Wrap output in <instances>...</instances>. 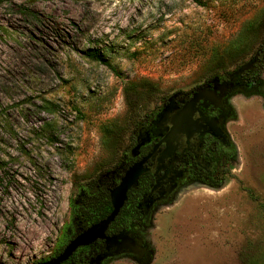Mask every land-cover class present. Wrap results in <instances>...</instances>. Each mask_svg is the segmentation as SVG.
Segmentation results:
<instances>
[{
  "label": "rangeland",
  "instance_id": "374dc122",
  "mask_svg": "<svg viewBox=\"0 0 264 264\" xmlns=\"http://www.w3.org/2000/svg\"><path fill=\"white\" fill-rule=\"evenodd\" d=\"M263 16L264 0H0V264L48 257L70 199L127 134L220 79L232 81L217 107L230 175L187 180L101 264H264ZM135 114L147 124L131 128Z\"/></svg>",
  "mask_w": 264,
  "mask_h": 264
},
{
  "label": "flooded vegetation",
  "instance_id": "af4514ba",
  "mask_svg": "<svg viewBox=\"0 0 264 264\" xmlns=\"http://www.w3.org/2000/svg\"><path fill=\"white\" fill-rule=\"evenodd\" d=\"M230 87L232 81L213 80L187 92H179L165 103L158 111V119L153 122L152 128L147 126L143 131L147 141L138 145V148L144 149L137 155L139 160L133 161L132 167L124 171L113 190L114 204L118 208L128 188L140 174L151 178L147 193L138 204V211L143 217L153 205L166 200L187 180L195 178L206 184L200 177L212 172L211 153L216 148L233 150L219 129L217 110ZM70 236L87 242L99 239L103 242L95 256L85 257L74 264H101L106 254L129 249L136 241L131 231L110 235L103 225ZM72 246L71 251L76 248ZM56 247L49 256H53ZM36 264L48 262L40 260Z\"/></svg>",
  "mask_w": 264,
  "mask_h": 264
},
{
  "label": "trees",
  "instance_id": "16d2710c",
  "mask_svg": "<svg viewBox=\"0 0 264 264\" xmlns=\"http://www.w3.org/2000/svg\"><path fill=\"white\" fill-rule=\"evenodd\" d=\"M261 28H264V16L259 22ZM258 50L260 55L264 56V30H262L261 39L258 42ZM87 56L90 58L105 63L102 53L95 49H88ZM107 64V63H106ZM244 65L241 70L247 68ZM167 105V104H166ZM159 112H157L149 123L148 127L154 125L158 119ZM144 117H150L146 114ZM143 123L138 115L131 116L129 126L136 128L143 126ZM150 128V129H151ZM132 136H135L132 138ZM130 142L133 144L129 149L120 150V155H117L112 168L107 172L99 173L89 179L84 185L79 186L77 194L70 199V220L68 225L62 232V237L57 244L53 256L44 257L41 261H46L48 264H74L84 260L85 257L92 258L102 248L101 239L93 242L79 240L78 238H71V234H78L82 230H86L96 225H103L106 227V233L113 235L119 233H129L131 231V223L133 221L143 219V215L138 211V204L142 197L146 195L151 178L148 175H139L135 183L128 188L126 197L124 198L120 207H114V188L124 171L132 167L133 161L139 160L138 153H143L142 148L138 145L146 142L145 134L133 133L130 131L127 134ZM132 138V139H131ZM234 151L215 149L211 153L212 172H206L200 178L206 184L219 187L226 175H230L229 163L233 161ZM73 244V251L71 245ZM69 246V247H68ZM67 247V248H66ZM56 261L57 263H53Z\"/></svg>",
  "mask_w": 264,
  "mask_h": 264
},
{
  "label": "water",
  "instance_id": "95a60500",
  "mask_svg": "<svg viewBox=\"0 0 264 264\" xmlns=\"http://www.w3.org/2000/svg\"><path fill=\"white\" fill-rule=\"evenodd\" d=\"M115 207H117V206L115 205Z\"/></svg>",
  "mask_w": 264,
  "mask_h": 264
}]
</instances>
